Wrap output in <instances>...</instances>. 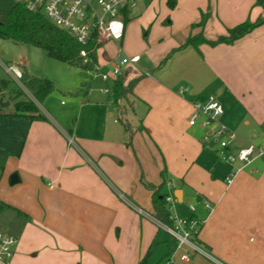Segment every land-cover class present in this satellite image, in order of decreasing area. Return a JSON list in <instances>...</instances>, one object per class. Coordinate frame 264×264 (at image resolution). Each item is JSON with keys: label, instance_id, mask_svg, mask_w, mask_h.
Here are the masks:
<instances>
[{"label": "crops", "instance_id": "1", "mask_svg": "<svg viewBox=\"0 0 264 264\" xmlns=\"http://www.w3.org/2000/svg\"><path fill=\"white\" fill-rule=\"evenodd\" d=\"M165 1L141 0L134 8L143 5L142 9L133 14V8L128 10L123 37L127 22L151 18L155 8L164 9ZM168 1L176 2L170 22L175 23L177 37L162 40L143 66H137L140 56L127 64L128 69L120 66L115 77L123 86L136 76H146L140 89L126 92L120 109L102 91L115 77L108 81L94 77L104 83L100 91L106 95V105L99 102L80 122L68 121V112L54 114L47 102V110L40 111L46 120L0 116V231L17 239L8 264H138L148 250L152 264H264V160L254 159L229 184L226 178L234 166L227 163L219 178L204 149L210 145L216 154L217 144L200 145L197 138L201 139L202 130L185 121L186 113H192L191 101L207 96L194 84L187 86L188 99L164 86L178 56H195L185 66L188 69L205 67L209 58H215V74L243 105L239 122L231 121L224 111L220 117L239 132L229 150L260 140L264 136V22L232 44L202 43L195 51L190 46L177 48L200 31L214 40L243 21L264 17V0ZM202 15L206 20L200 28L196 23ZM174 48L172 56L165 57ZM133 55L139 54H122L117 64L123 56ZM163 58L168 59L160 65ZM2 65L16 81L9 67L20 73L26 67L22 60ZM96 68L102 70L99 58ZM153 68L158 81L148 71ZM90 85L83 83L76 93L84 99ZM150 86L152 90L146 91ZM212 95L221 104L217 93ZM118 121L131 127V137L123 123L124 131L117 129ZM12 174L18 178L14 183ZM163 179L162 191L171 197V216L198 221L191 239L199 251L175 247L151 214L152 189L147 184L157 187Z\"/></svg>", "mask_w": 264, "mask_h": 264}, {"label": "rangeland", "instance_id": "2", "mask_svg": "<svg viewBox=\"0 0 264 264\" xmlns=\"http://www.w3.org/2000/svg\"><path fill=\"white\" fill-rule=\"evenodd\" d=\"M14 2V0H0V11L9 10ZM175 5L173 4L172 6L171 3L166 0L163 4L164 9L162 10L161 8H155L151 18L146 16L141 18L139 21L133 20L127 22L125 35L122 41L114 42L110 40L102 44V49L99 51L98 57L101 69L104 71H111V69L117 64V61L122 56V54L132 55L134 53H138L141 57V61L137 65L138 67L143 66L146 61H150L148 53L156 50L155 46H158L162 40L167 38H172L174 40L177 37V35L174 33L175 27H172L175 23L170 22L171 12L174 10ZM142 6L143 5L133 8L132 14L134 11L138 12L140 9H142ZM127 16H130V12L127 13ZM191 37L192 36L188 37L187 40ZM184 43L185 42L182 44ZM187 46L194 48L191 45ZM119 47H121V52H119ZM174 50L175 48L168 52L165 57L172 56ZM195 50L196 49L194 48L193 51ZM103 53H105V57H103ZM202 57L203 56L201 55V58ZM201 58L198 59L201 60ZM163 59V62L160 65H163V63L167 60ZM177 59L178 60L172 70L175 75L172 73V75L168 77L169 83H165L164 85L167 90L175 92L178 96H182L184 94L183 96L186 97V99L189 97L185 93L187 86H190L191 88L193 84L195 87L200 89V93L206 96L212 95L213 92L215 94L217 93V97L220 99L225 115H229L231 117V121L239 122L242 114L244 113L242 108L243 105H241V101L229 88V85L226 84V81L219 79L215 74L214 68L218 65L213 63L215 58H209L207 61L205 60L209 66L207 65L205 67L202 66L198 68L194 67L193 69H188L185 66L195 61V56H192L190 53H188L178 56ZM220 59L222 58H218V60ZM21 60L25 62V68L30 74L37 77L48 78L54 84V89L46 97V99H44L45 101L39 104L36 102L40 111H46V106L48 105L54 114L56 113L58 116H63L66 112H68L66 117L68 121L74 122L76 120L78 121L79 119L80 122L82 121V117L85 114L94 110L97 105H99V102H103L104 106L106 105V95L102 94L100 91V87L103 86L104 83L99 78H94V70L70 66L69 64L59 62L48 57L45 51L40 48L28 44L13 45L8 40L0 38V78L8 79L10 81V86L13 89L20 88L25 90L20 79L19 81L12 79L11 75L5 72L2 65V63L19 64ZM224 64L225 63L222 65ZM123 68L128 69L129 65H125ZM124 70L121 75H125ZM156 70L157 69L155 68L148 69V71L151 72V76L153 75V80H157L159 78V75L156 74ZM154 77L157 79H154ZM145 79L146 76H136L135 78H132L133 91H137L138 87L140 89V83ZM83 83L91 84L84 99L81 95L76 93ZM151 90V86L147 87L146 89V91ZM180 90L182 92H180ZM26 92L24 91L25 95L27 96L28 94ZM46 102L47 105L45 104ZM186 114L188 116H186L185 121L188 123V118L191 113L189 111V114ZM121 120L124 121V118L122 117ZM122 121H118L120 126L118 125L117 129H120V127L123 129ZM235 132L239 134L238 131ZM197 140L199 141L200 145L203 144L200 137L197 138ZM210 147V145H206L204 146V149L208 152L210 163H212V165H214L216 168L217 176L221 178L225 171L224 168L227 167V162L223 158L217 157ZM189 200H192V197H189ZM171 213H174L172 209ZM250 237H255V235L251 234Z\"/></svg>", "mask_w": 264, "mask_h": 264}, {"label": "built area", "instance_id": "3", "mask_svg": "<svg viewBox=\"0 0 264 264\" xmlns=\"http://www.w3.org/2000/svg\"><path fill=\"white\" fill-rule=\"evenodd\" d=\"M29 10H39L56 27L68 32L78 43L86 45L92 39L97 43L105 40H120L124 34V17L128 10L134 8L141 0H14ZM85 56V50L80 51ZM139 55L123 56L111 71L94 70V77L108 81L120 73V66L138 61ZM14 76L19 79L20 72L9 67ZM103 92L108 93L109 88L104 87ZM181 92V90H180ZM112 104V101L110 100ZM192 113L188 124L198 126L202 130L203 144L214 142L217 144L216 154L223 158L234 169L226 178L229 184L235 174L251 163L254 159L264 157V136L260 140L246 142L236 149L229 147L237 139L234 131L228 128L220 117L223 113L221 104L214 96L209 95L203 99L191 101ZM166 201L171 202L168 195ZM206 206H209L206 203ZM172 224L160 223L175 242V247L187 246L191 250L199 251L192 241V236L198 228V221L191 217L171 216ZM17 239L15 236L0 231V261L8 264L12 257L13 247ZM186 253L184 256H187Z\"/></svg>", "mask_w": 264, "mask_h": 264}, {"label": "trees", "instance_id": "4", "mask_svg": "<svg viewBox=\"0 0 264 264\" xmlns=\"http://www.w3.org/2000/svg\"><path fill=\"white\" fill-rule=\"evenodd\" d=\"M171 5L173 6V4ZM205 20L206 15H202L196 26L202 28ZM262 22H264V17H257L254 21H243L227 29L226 34L220 35L214 40L206 39L200 31L178 48L191 45L198 50L199 44L202 43L210 46L219 43L232 44L236 39L244 36ZM0 38L10 40L18 45H32L44 50L47 56L54 60L88 70H94L98 65V51L102 46V43H97L95 39H92L86 45L78 43L68 32L56 27L41 11L29 10L21 3H13L9 10L0 11ZM82 49L85 50V56L80 54ZM19 79L23 88L32 98L26 96L23 89L11 88L8 79L0 78V116L46 120L36 102L38 104L43 102L52 92L54 89L53 82L48 78L30 74L24 66L21 68ZM132 86L133 80L127 86L122 85L119 76L111 80L108 84V95L114 107L119 109L122 107L120 101L124 98L126 92L132 90ZM85 89L82 88L81 91ZM123 124L128 136L131 137L133 130L125 122ZM161 173L163 176L165 175V167ZM1 174L2 166H0V177ZM163 185L164 179L157 187L147 184L148 188L152 189L153 210L151 214L158 222L171 225V213L166 201L168 194L162 191ZM138 264H152L150 250L146 251Z\"/></svg>", "mask_w": 264, "mask_h": 264}, {"label": "water", "instance_id": "5", "mask_svg": "<svg viewBox=\"0 0 264 264\" xmlns=\"http://www.w3.org/2000/svg\"><path fill=\"white\" fill-rule=\"evenodd\" d=\"M262 160H264V157L261 158ZM18 180L16 174H12L11 177H10V182L11 183H14Z\"/></svg>", "mask_w": 264, "mask_h": 264}]
</instances>
